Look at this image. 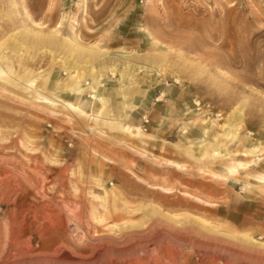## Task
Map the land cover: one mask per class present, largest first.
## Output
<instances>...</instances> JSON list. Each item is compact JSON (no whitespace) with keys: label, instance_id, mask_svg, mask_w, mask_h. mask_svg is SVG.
I'll list each match as a JSON object with an SVG mask.
<instances>
[{"label":"rangeland","instance_id":"obj_1","mask_svg":"<svg viewBox=\"0 0 264 264\" xmlns=\"http://www.w3.org/2000/svg\"><path fill=\"white\" fill-rule=\"evenodd\" d=\"M0 264H264V0H0Z\"/></svg>","mask_w":264,"mask_h":264},{"label":"bare ground","instance_id":"obj_2","mask_svg":"<svg viewBox=\"0 0 264 264\" xmlns=\"http://www.w3.org/2000/svg\"><path fill=\"white\" fill-rule=\"evenodd\" d=\"M38 34H40L39 32H38ZM46 36V35H45ZM36 37H37V35H36ZM59 37H57V39H58ZM38 39V38H37ZM56 39V38H55ZM55 39H51V37L50 36H48V37H44V38H41L40 37V40H43L44 41V43H46V44H48V45H52V44H56V41H55ZM58 42H59V40H58ZM42 43V42H41ZM61 45L63 46V48L64 47H66L70 52H74V53H76L78 56H87V57H89V59H97V58H100V59H104L105 57H107V55L108 54H110L109 52H107V51H105V52H102V51H99V50H95V49H93V48H88V47H83V46H81V45H79V44H77V43H74V42H72V41H70V40H64V42H61ZM118 51H120L119 53H120V55L121 56H125L124 54H125V52H122L121 51V48H120V50H118ZM100 52H101V54H100ZM108 54H107V53ZM73 55V54H72ZM117 56V55H116ZM65 57V56H64ZM135 57V56H134ZM138 58H139V56H137ZM55 58V57H54ZM67 58H70V57H67ZM144 58V57H143ZM84 59H85V57H84ZM124 59H125V57H124ZM134 59V58H133ZM75 60H77L76 59V57H75ZM74 60V61H75ZM105 60V59H104ZM125 60H127V58L125 59ZM128 60H129V58H128ZM127 60V61H128ZM147 60V59H146ZM79 61V60H78ZM95 61V60H94ZM99 61V60H98ZM133 61V60H132ZM105 62V61H104ZM72 63V62H71ZM83 63V62H82ZM82 63H81V65H82ZM86 64V63H85ZM91 64H92V62H91ZM92 67V66H91ZM109 69H111V68H109ZM108 69V70H109ZM112 71L114 70V69H111ZM93 68H91L90 69V72H91V74L89 75V78L91 79V82H92V84H93V87H92V89L94 90V94L92 95V96H90L93 100H94V102H93V104L97 101V103H99V104H103V102H104V97H103V94L102 93H100V92H98V90L101 88V86H102V82H101V79L98 77V76H94V74H93ZM110 72V71H109ZM114 72V71H113ZM81 75V74H80ZM85 75V74H84ZM113 75V74H112ZM82 80H83V77H80L79 79L78 78H75V77H73V85H74V87H73V89L72 90H69V94H71V95H73V94H76V95H79V96H82V94L84 93V91L86 90V87H85V85H82ZM86 83V82H85ZM30 85V87H33V84L32 83H30L29 84ZM86 85H89V83L88 84H86ZM104 86V85H103ZM88 87V86H87ZM34 92L36 93V96H37V98L38 99H41L43 102H45V103H49V104H52V105H58V104H60V105H62V106H64V107H66V108H68V109H71V110H73V111H76V112H78L79 114H81V115H88L87 114V112H85L83 109H82V105H80V106H76V105H73L72 103H70V102H68V101H64V100H61V99H53V98H49V97H47V96H45V95H43V94H41L38 90H36V89H34ZM90 108V107H89ZM232 169V168H231Z\"/></svg>","mask_w":264,"mask_h":264}]
</instances>
